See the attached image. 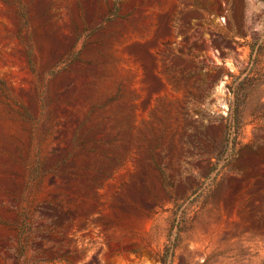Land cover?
<instances>
[{"label":"rangeland","instance_id":"1","mask_svg":"<svg viewBox=\"0 0 264 264\" xmlns=\"http://www.w3.org/2000/svg\"><path fill=\"white\" fill-rule=\"evenodd\" d=\"M0 264H264V0H0Z\"/></svg>","mask_w":264,"mask_h":264}]
</instances>
